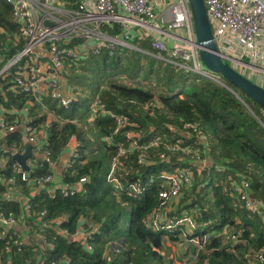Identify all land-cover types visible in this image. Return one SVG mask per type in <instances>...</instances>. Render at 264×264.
I'll return each instance as SVG.
<instances>
[{
  "label": "trees",
  "instance_id": "1",
  "mask_svg": "<svg viewBox=\"0 0 264 264\" xmlns=\"http://www.w3.org/2000/svg\"><path fill=\"white\" fill-rule=\"evenodd\" d=\"M18 28L11 6L0 0V61L21 46L14 45ZM120 28L114 24L104 30L115 33ZM134 42L135 47L118 46L112 55L103 51L66 62L63 88L73 96L67 108L47 97L37 100L18 93L10 81L0 80V104L27 109L30 124L42 125L36 133L45 137L39 138L47 143L45 149L53 159L58 160L71 137L77 143L75 156L68 154L59 174L35 153L27 162L26 180L20 179L13 158L0 164V211L22 215L23 232L17 234L27 238L20 250L14 235L0 239V264H62L66 259L69 264H168L170 259L180 264H247L249 249H264L261 218L246 210L234 190L244 174L251 196L263 204L264 213L261 107L221 77H206L155 56L148 39ZM95 100L100 107L93 112ZM48 113L52 115L49 122ZM114 116L126 120L116 133ZM10 117L12 126L21 122L19 115ZM187 124H195L204 137L210 162L201 169L188 161L190 154L166 149L176 140L181 146H199L195 137L187 139L183 134ZM22 139L21 128L10 130V142ZM161 153L168 157L162 159ZM181 166L194 170V181L174 197L166 176ZM48 173L73 193L56 190L54 194L50 183L35 188L33 180ZM81 177L85 182L78 188ZM6 193L14 197L7 198ZM26 199L28 210L24 209ZM184 218L199 224L197 230L201 222L212 226L206 230L204 248L196 251L186 243L197 232L186 235ZM175 221L180 225L173 232L167 230L166 225ZM229 226L242 231V242L241 236L235 244L226 238ZM63 229L68 234L59 231ZM77 230L86 235L84 244L71 237ZM163 237L177 246L184 242L180 246L184 253L171 252L172 257L163 251ZM190 249H194L193 258H184Z\"/></svg>",
  "mask_w": 264,
  "mask_h": 264
},
{
  "label": "built area",
  "instance_id": "2",
  "mask_svg": "<svg viewBox=\"0 0 264 264\" xmlns=\"http://www.w3.org/2000/svg\"><path fill=\"white\" fill-rule=\"evenodd\" d=\"M5 1L11 6L12 18L19 26L16 36L18 39H15L14 45L21 43V46L8 58L0 61V80L10 81L18 93L28 94L37 100L47 97L55 100L59 106L69 107L73 96L69 90L65 91L63 88L62 74L65 63L83 59L87 55H98L103 51L112 55L118 46L135 47L136 40L148 39L154 55L163 60L200 75L215 78L216 74L206 69L201 62L200 47L188 0ZM203 1L222 58L234 68L240 71L244 69L249 75L264 76V0ZM156 9L160 11L157 12ZM114 24L121 25L120 31L109 33L104 30L105 26L113 28ZM99 107L100 101L95 100L92 102L91 111L96 112ZM19 112L20 110L16 108L9 109L0 104V164L8 162L14 155L23 153L26 145L31 144L32 153L40 155L53 170L57 161L52 158L51 152L45 149L47 143L37 137L36 128L30 124V120L25 122L23 127L24 139L9 141L10 130L19 127V124L14 126L10 124V115L17 116ZM260 113L264 117V108H261ZM114 121L116 122L114 133H116L125 125L126 120L121 116H114ZM194 125H184L183 134L187 139L195 137V143L199 146L192 147L189 144L181 146L180 140H176L166 149L169 152L181 150L190 154L188 161H194L201 169L210 161L204 137ZM127 137L131 135L127 133ZM133 144H137V141H133ZM76 145L77 143L75 147ZM75 147L71 151L73 157ZM124 152L125 148H121L120 153ZM160 156L162 159L168 157L166 153H161ZM14 167H17L20 179L26 180L28 175L17 161ZM166 177L171 184L170 194L174 197L181 188H189L194 181L193 171L185 166L176 167L172 172L167 173ZM7 181L14 183L15 180L9 178ZM112 181L117 184L116 179ZM83 182L85 177L80 178L77 187L80 188ZM33 183L36 185L35 188L43 187L47 183L53 184L51 191L54 194L56 190L63 195L73 193L52 173L34 179ZM234 190L246 210L252 215L259 216L264 224L263 204L251 196L250 182L245 175H241ZM166 194L167 192H163V195ZM4 196L14 197L11 193H6ZM28 201V199L24 201L26 210L30 208ZM23 220L22 215L15 216L12 213L5 215L0 211V239L8 234L14 235L18 250L27 241L25 236L21 237L17 234L23 232L21 226ZM61 220H57V223L60 224ZM183 220L181 221L185 222L183 224H190L194 229H198L199 224L190 222L188 218ZM181 222H170L166 225V229L172 231V228L180 225ZM59 231L68 234L67 229ZM196 232L195 237L186 240V243L194 246L193 242H196L198 248H204L207 231ZM225 235L233 244L238 242L240 236L241 242L243 241L242 231L240 233V230H233L231 226L225 229ZM85 236L83 232L77 230L71 237L84 244ZM39 239L44 242L42 235H39ZM178 244L183 246L184 242ZM245 259L247 264H255L259 259L264 261V249H249ZM69 263L68 259L62 262V264ZM46 264L58 263L51 261Z\"/></svg>",
  "mask_w": 264,
  "mask_h": 264
},
{
  "label": "water",
  "instance_id": "3",
  "mask_svg": "<svg viewBox=\"0 0 264 264\" xmlns=\"http://www.w3.org/2000/svg\"><path fill=\"white\" fill-rule=\"evenodd\" d=\"M194 22L196 39L200 47L199 56L203 66L238 88L253 102L264 108V86L240 73L226 60L217 49L212 33L208 13L203 0H188ZM32 145L27 144L23 153L13 156L24 170L29 168L28 160L32 157Z\"/></svg>",
  "mask_w": 264,
  "mask_h": 264
},
{
  "label": "rangeland",
  "instance_id": "4",
  "mask_svg": "<svg viewBox=\"0 0 264 264\" xmlns=\"http://www.w3.org/2000/svg\"><path fill=\"white\" fill-rule=\"evenodd\" d=\"M160 11V9L157 11V12H159ZM129 58L130 57H125L124 58V61H129ZM145 61H143L142 60V64H145L144 63ZM78 71L77 72H81V68L79 67V69H77ZM241 73L242 74H244V75H246L247 77H249V78H251L252 80H254L255 82H260V84L262 85V86H264V76H258V75H256V74H252V75H249V74H247L246 72H245V70L244 69H241ZM215 78L217 79V80H221V78L218 76V75H215ZM214 78V79H215ZM79 90H80V88H79ZM50 117H52L51 115H50ZM42 126V125H41ZM207 155H208V152H207ZM191 170L192 171H194L192 168H191ZM217 170V169H216ZM198 172V171H197ZM194 173V172H193ZM199 173V172H198ZM241 175H244V174H242L241 173ZM247 178V177H246ZM248 179V178H247ZM250 182V181H249ZM250 188H251V185H250ZM169 211V210H168ZM165 214H166V212H164L163 213V215H162V218H164V216H165ZM162 221V219H160V220H157V223L158 222H161ZM201 227H200V229H199V231H203V230H208V229H211L212 228V226L211 225H208V224H206V223H202L201 222ZM175 227L176 226H174L173 228H172V231L171 232H173L174 230H175ZM184 231L186 232V235H190V234H192V233H194V232H196L197 231V229L195 228L194 229V227H192L190 224L189 225H185L184 226ZM163 239V244H162V246H163V251H167V253H170L171 255H172V253H178V252H183L184 253V251L181 249L180 250V246H177V243H170V242H168L167 240H166V238H162ZM194 243V246L192 247V248H195L196 249V251H198V250H200V249H202V248H198L197 246H196V242H193ZM172 252V253H171ZM194 249H190V250H187V253H186V256H184V258H186V257H188L189 259H191V258H193V256H194ZM172 257H174V255H172ZM171 262H173L174 264H180L181 263V261H178V259H170L169 261H168V264H171Z\"/></svg>",
  "mask_w": 264,
  "mask_h": 264
},
{
  "label": "crops",
  "instance_id": "5",
  "mask_svg": "<svg viewBox=\"0 0 264 264\" xmlns=\"http://www.w3.org/2000/svg\"><path fill=\"white\" fill-rule=\"evenodd\" d=\"M158 11V9H156ZM65 92V91H64ZM51 114L48 113L47 115V119L46 121L49 122L52 117H50ZM19 116H20V123H19V127H17V129H20L21 128V132L23 133V130H24V124L25 122L29 121V119H31L29 117V113L27 112V109H22L20 110L19 112ZM52 116V115H51ZM41 125L39 124L38 126H36V129L39 128ZM42 127H40L38 130H41ZM41 134L38 133L37 134V137H40ZM41 138L43 140H45V137H42ZM75 144H76V139L74 137H71L68 144L66 145L65 147V151L62 153V155L58 158L57 160V163H56V172L59 174L60 172H62L64 166H66L67 162H68V157H69V153L73 150V148L75 147Z\"/></svg>",
  "mask_w": 264,
  "mask_h": 264
}]
</instances>
